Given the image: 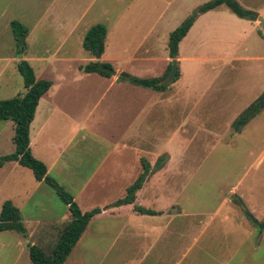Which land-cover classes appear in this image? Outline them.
<instances>
[{"label": "rangeland", "instance_id": "1", "mask_svg": "<svg viewBox=\"0 0 264 264\" xmlns=\"http://www.w3.org/2000/svg\"><path fill=\"white\" fill-rule=\"evenodd\" d=\"M210 1L0 0V55H13L15 47L16 59L22 58L17 54L11 27L13 20L22 22L30 30L27 55L38 59L30 62L37 79L54 82L63 93L56 101L54 109L58 115L49 135L58 150H43L41 155L47 161L44 162L49 175L73 195L83 212L104 209L120 199L115 188L98 186L100 170L96 168L115 146L126 145V129L128 132L144 125L143 136L149 142H136L147 147L142 157L151 163L152 174L160 175L162 184H170L165 190H176L163 204L144 205L181 213V228L190 223L191 230L185 232L181 243L182 249L190 244L192 247L182 264H264V109L241 131L234 127L243 112L264 93V23L258 20L262 16L258 15V24L253 25V21L242 19L225 7L209 13L180 44L179 77L168 85L166 91L170 95L134 93L133 98L146 105L144 109L148 111L141 121L131 120L129 127L128 122L120 120L114 125L116 128L106 124L95 131L83 122L87 119L83 113L93 109L94 100L85 96L76 66L98 61L83 47L90 28L106 25L102 58L113 60L110 65L114 70L125 68L140 78L155 77L160 71L165 76L173 62L170 34ZM237 1L254 12L256 3L264 5V0ZM55 51L70 58L67 75L60 74L58 69H62L58 66L44 69L48 58L45 55ZM100 62L107 64L103 59ZM3 66L0 63V72H4L0 74V101L23 96L25 85L18 68L14 71ZM39 120H44V116ZM88 125L93 126V122ZM15 128L12 121L0 122V157L14 153ZM60 148H64V155L56 162ZM163 157L166 162L158 170L156 164ZM133 162L132 159L130 163ZM141 163L129 185L143 172ZM34 184L24 176L15 187L3 188L0 201L7 196L5 202L16 200L15 193L22 197L26 191L33 193L30 205H20L23 223L29 231L33 229L34 214L45 217L41 220L46 224L42 225L49 226L50 234L40 247L52 257L72 215L53 188L44 183L39 189ZM127 187L119 191L123 197ZM36 202L45 206L44 215L32 208ZM247 212L262 228L252 224ZM105 216L94 221L90 235L66 264L75 259L79 264L157 263L156 250L143 259L156 240L153 235L140 232L152 231L149 218L139 217L143 220L137 224L140 231H130L125 223L128 218ZM20 240L24 238L17 232H0V264H33L28 252L18 247Z\"/></svg>", "mask_w": 264, "mask_h": 264}, {"label": "crops", "instance_id": "2", "mask_svg": "<svg viewBox=\"0 0 264 264\" xmlns=\"http://www.w3.org/2000/svg\"><path fill=\"white\" fill-rule=\"evenodd\" d=\"M245 1L246 2L252 1L254 3L253 0H245ZM248 4L252 5V3H248ZM224 7L227 8L226 6H221L216 10L210 11L202 15L197 20L195 25H197L201 21V19L206 18V15H208L209 13H214L218 10L223 9ZM255 8H256L255 10L258 13V15L264 18V5L259 6L256 3ZM257 24H258V21H253V25H257ZM15 51L16 50L14 47L12 49L13 55L11 56L8 55L9 57L8 56L4 57L0 55V63L4 64L3 68L9 69V67L10 68L12 67L15 71L18 68V63L22 59L28 60L29 63L34 62L35 60H38V59H35L34 57H28L27 51L22 56V58L16 59ZM57 52L58 51L49 52L48 54L45 55L48 58H46L45 60L46 65L44 69H47V70H50V68L55 69L58 66L62 69L61 72L58 69V72L60 74L67 75L68 73H70V70H71L70 66L68 65L70 63V58L66 56L62 57ZM102 59L105 62H107V64H112L113 60H111L110 58L104 57ZM145 60L149 61V58ZM63 66H65V68ZM76 67L78 68L77 76L83 80L82 85H83L84 90L86 91L85 96L87 98L92 97V99L94 100L93 109L88 110L87 113H83L84 117L87 116L86 121H83L84 119L81 118V120L85 122V125H86L85 127L90 128L92 131L100 129L102 126H106V124L107 125L109 124L110 126H114L116 122H119L120 120H124V122L125 121L128 122L129 127H130L131 120L132 121L135 120L136 122L141 121L143 119L142 117L147 115L148 111L144 109L146 105L142 104L141 101L135 100L133 98L134 93L139 94L145 91L148 93H152V92L156 94L160 93V95L162 94V96L164 97H167L168 95H170L169 93L167 94L166 90L156 92L152 89L143 88L140 86L133 85L128 81L120 80V77L122 74H128V75L134 76L131 73H129L128 70L125 68L115 67V71L117 72V74L111 75V77H106V76H103L95 72L85 73L82 67L78 65ZM161 72L162 71H160L155 77H152V78L163 77L160 74ZM0 74H4V72L2 71L0 72ZM65 79L67 80V78H64V80ZM52 83H53L52 88L40 100L39 106L36 111L35 120L31 125V133H30L31 144L30 146L32 149V153L37 159L41 161L43 160L42 162L44 161L47 162L44 159V157L41 155V154L44 155L43 150L52 151L54 153L58 150V149L56 150L58 145L55 144L51 138H49V135H50V128L53 127L54 125L53 121L57 118V115H58V112L56 109H54V107H56L58 103L56 101H58L63 96V93L61 89H58V87L55 86L54 82ZM26 91L27 90L25 89V92L22 94L24 95ZM42 116H44V120L40 121L39 117H42ZM83 122H82V125H84ZM89 122H93V126L88 125ZM114 128L116 127L114 126ZM126 128H127V125H126ZM144 128H145L144 125H140L136 127V129L134 130L133 129L131 131L128 130V132L126 129V133H128V137H129L128 141H126V145L115 146L109 152V154H107L104 158H102V160L98 163V166L96 168L97 170H100V175H99L100 183L98 186L103 187V188H107V187L115 188V190L118 192V195L121 196L119 197L120 199L123 198V195L119 191L124 186L128 185V187H130L132 185V183L129 185V182H132V180H134L135 175H136V173L134 172L138 171L140 167V162H142L141 161L143 158L142 156H144L143 153L147 150V147L141 146L142 147L141 148L136 143V142H139V144H141V142H143L144 144L145 141H148V138L143 136L144 134H146L145 131H142ZM73 130H76V128L73 127ZM64 148H60L59 149L60 152L56 153V157H57L56 162H58L64 155ZM151 154L155 155L153 152H151ZM156 155L158 156V154ZM132 159L134 160V162L130 163L132 162ZM29 171L31 170L19 165V163L17 162L8 163L4 167L0 168V177H1L0 178V193L1 192L4 193L3 188L5 187H10L11 185H14L15 187L19 183V180L23 179L24 176H27L30 179V181H32L33 183H36L34 184V186H37V188L39 187V189H41L45 182L37 181L33 172L32 171L29 172ZM48 172H49V169H48ZM159 177L160 175L158 174L150 175L147 182L144 184V187L137 193L135 204L125 205L119 208L107 209V207L110 205L109 204L108 206L104 207V209L100 208L102 209V213L95 216L91 220L87 230L83 234L82 238L80 239V241L78 242V244L76 245L72 253H75V251L80 248L81 243L86 239L88 235H90V229L94 221H99L100 219L107 217L105 215L109 214L113 218H123V219L128 218L125 221V223H126L127 228H129L130 231H134V230L140 231L138 230L137 224L143 221L141 218H149L147 220L151 222V224H148V226L152 227V231L150 232V231L143 230L140 232L153 235V237L156 238V240L151 245L148 252L145 253L143 259L152 255L154 251L156 250L157 255H158V261L156 264H159V263L182 264V262L184 263V261L188 258V255L191 252L192 246L190 244L187 248L184 247V249H182L181 241H182V238L186 235L185 232L191 230L190 223L188 224L186 228H183V227L181 228L178 222V219H180L181 217L180 215L181 213L163 211L164 209L159 210V209H155L154 207H149V206L144 205V203H147V202L151 204L153 203L158 204L159 202H161V204H163V202H165L164 199L167 197L170 198L171 195H173V193L176 191V190L174 191L171 189H169V191L165 190L166 188L171 187V186L170 184H165V182L162 184V182L160 181L161 178ZM83 188L81 189V191L84 190ZM16 192H17V189H16ZM168 192H170L171 194H168ZM180 193H181V190H180ZM15 194H14V197L17 198L16 199L17 201L12 200L11 202L17 208H19L20 211H21L20 205L25 206L27 203H29L30 205L32 201L34 200V196L32 195L33 193L28 192V191L25 192L24 197L16 196ZM8 197L9 196L3 197L0 201V214L2 211L3 204L5 203V200ZM139 197L141 200H139ZM77 199L78 198H76V200ZM36 203L37 204H35L32 208L37 212H43V215H44V213L47 212L44 210L45 206L42 205L41 202L39 203L36 202ZM135 206H141L147 209L154 210L157 213H159V215L150 216V215L140 214L135 211ZM91 207L93 206L91 205ZM135 217H138V218L141 217V218H139L140 220H136ZM42 218H45V217H42V214H34L32 216V219H34V222L32 223L31 228L33 229L32 230L29 229L27 238L19 233L20 235L23 236L24 240H20L18 242V247H20L24 253L28 252L29 254V248H28L29 244L38 245L39 243V247H40L41 246L40 244L44 242L47 236H49L50 228L49 226L42 225V224H46L44 223V221L41 220ZM194 225L196 226V224ZM195 226H192V230H195ZM203 229H205V227H203ZM6 232H16V231H6ZM194 242H195V235L193 236L192 244ZM71 264H79L78 259L73 260Z\"/></svg>", "mask_w": 264, "mask_h": 264}, {"label": "trees", "instance_id": "3", "mask_svg": "<svg viewBox=\"0 0 264 264\" xmlns=\"http://www.w3.org/2000/svg\"><path fill=\"white\" fill-rule=\"evenodd\" d=\"M221 6H226L232 13L242 19L249 21H257L258 14L254 11L247 10L237 0H212L198 7L179 27H177L169 37V53L171 59H178L179 49L182 41L188 36L191 29L194 27L197 20L204 14L216 10ZM17 54L22 57L28 50V37L30 30L22 22L13 20L11 23ZM108 29L105 24H97L93 26L86 34L83 47L84 49L96 56L97 49L100 43H104L107 37ZM104 54V45L102 55ZM100 63L91 62L85 67H82L85 73H99L106 77H111V74L99 69ZM104 67L113 69L110 64H103ZM172 63L169 66L168 72L161 78H138L128 74H122L120 80L128 81L133 85L140 86L155 91H165L168 85H164L163 81L171 71ZM18 71L23 77L25 95L16 96L9 100L0 101V122L12 121L15 123V136L13 143L15 144L14 153L0 157V168L11 162H17L19 165L30 169L37 181H44L54 189L58 197L68 206L72 215V221L65 227L60 234L57 245L52 257H48L43 248L37 245L29 244V255L33 264H65L76 245L87 230L91 220L102 213L100 208H95L88 212H83L75 201L72 194L66 191L54 178L48 173L47 165L37 159L31 149V125L35 120L36 111L40 100L52 88L53 83L49 80H38L36 73L31 64L26 60H21L18 63ZM179 77V73L177 78ZM264 109V93L237 119L234 124L236 131H241L251 120H253ZM143 172L137 180L127 189L126 195L110 204L107 209L119 208L125 205H133L136 203L137 193L144 187L150 175L153 173L151 163L142 158ZM166 162L165 157L161 158L156 164L159 170L163 168ZM242 204V201L237 198ZM135 211L143 214L155 216L159 215L154 210L147 209L141 206H135ZM248 219L254 226L262 225L254 216L247 212ZM16 231L24 237H28V230L23 223L22 213L11 201H6L3 204L0 214V232Z\"/></svg>", "mask_w": 264, "mask_h": 264}, {"label": "water", "instance_id": "4", "mask_svg": "<svg viewBox=\"0 0 264 264\" xmlns=\"http://www.w3.org/2000/svg\"><path fill=\"white\" fill-rule=\"evenodd\" d=\"M260 22L264 23V19L259 17L258 19ZM104 43H100L97 49V54H96V59L98 60V62L100 63L99 65V69L107 72L111 75H116L117 72L114 69H109L103 66V64L100 62L102 60V48H103ZM179 73V61L178 59H173L172 62V68L171 71L169 72L168 76L165 78V80L163 81L164 85H169L171 83H173L178 76Z\"/></svg>", "mask_w": 264, "mask_h": 264}]
</instances>
